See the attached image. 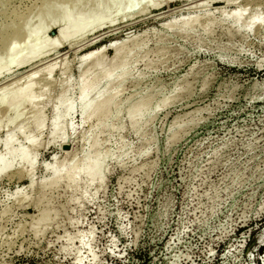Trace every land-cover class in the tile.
I'll return each mask as SVG.
<instances>
[{
	"label": "rangeland",
	"instance_id": "374dc122",
	"mask_svg": "<svg viewBox=\"0 0 264 264\" xmlns=\"http://www.w3.org/2000/svg\"><path fill=\"white\" fill-rule=\"evenodd\" d=\"M205 1L154 0L158 10L60 46L50 103L65 78L75 98L82 55L104 48L108 67L113 52L105 47L129 38L125 75L110 84L118 93L105 125L115 129L98 136L100 151L112 156L101 185L49 190L40 206L55 209L56 218L35 225L38 184L48 178L42 165L54 155L81 158L88 148L79 105L66 141L47 144L53 102H45L35 185L27 188L20 167L0 177V264H264V28H237L224 18L246 8V17L264 21V0ZM39 2L0 0V19L9 14L20 25ZM204 15L214 19L206 30L182 28L183 19ZM55 34L49 28L43 41ZM141 102L145 110L131 125L127 112Z\"/></svg>",
	"mask_w": 264,
	"mask_h": 264
},
{
	"label": "bare ground",
	"instance_id": "6f19581e",
	"mask_svg": "<svg viewBox=\"0 0 264 264\" xmlns=\"http://www.w3.org/2000/svg\"><path fill=\"white\" fill-rule=\"evenodd\" d=\"M209 1L228 4L235 0ZM205 3L207 1L201 0L194 6L203 7ZM159 8L160 4L154 0H40L38 5L32 6L20 25L16 24L9 14L2 16L3 20L0 19V33L9 31L4 36L0 34V81L9 79L18 70H24L19 78L0 87V130L3 129L0 147L4 150V154H0V177L8 174L13 168L20 167L28 180L27 188L31 189L35 185L33 171L37 162L36 151L41 146L37 137L47 122L43 109L48 100V105L53 103L50 106L52 115L49 118L47 144L66 141V131L71 128L70 120L76 105H79L82 123H89L88 148L81 158L70 153L68 161L65 162L54 155L50 163L42 165L48 178L38 184L40 188L35 199V206L38 209L35 225H44L56 218L55 209L40 206L47 199L49 190L62 186L74 194L93 183L101 185L105 173V160L112 155L107 151H100L98 136L115 129L114 125L108 129L105 125L110 116V107L118 93V90L111 92L110 84L118 83L124 77L125 66L131 57L130 49L124 48L129 38L121 42H111L105 47L113 52L108 67H104L100 59L104 48L82 55L79 58L80 75L75 98L68 95V78H65L60 91L55 98L52 97L54 99L50 103L51 100L46 98V93L48 88L54 85L52 74L58 62V58L55 57H58V49L62 45L73 47L76 40L83 39L87 34L96 33L106 25L113 26L117 21L123 22L143 16ZM245 11L246 8L235 9L224 18L231 20L237 28L246 30L254 27L264 28V21L257 13L246 17ZM223 14L224 12H221V15ZM213 21V18L206 15L188 17L182 20V28L206 30ZM174 26L172 22L164 24L165 28ZM49 28H56L55 37L44 42L43 38ZM84 65L86 67H83ZM59 70V74L67 75L66 64H61ZM105 81L109 83L100 90L99 86ZM94 92L97 93L96 98L90 99ZM145 106L146 103L141 102L128 110L131 125H137ZM23 110L27 112L23 113ZM46 124L48 125V122ZM31 130L34 132L33 135L29 134ZM19 139L20 144L17 143ZM19 192L17 191V194ZM65 239L67 242L72 240L69 237ZM78 239L80 244L83 243L81 236Z\"/></svg>",
	"mask_w": 264,
	"mask_h": 264
}]
</instances>
